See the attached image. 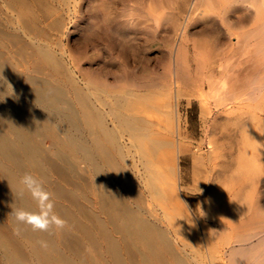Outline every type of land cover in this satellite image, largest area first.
Wrapping results in <instances>:
<instances>
[{
	"label": "bare ground",
	"instance_id": "bare-ground-1",
	"mask_svg": "<svg viewBox=\"0 0 264 264\" xmlns=\"http://www.w3.org/2000/svg\"><path fill=\"white\" fill-rule=\"evenodd\" d=\"M15 1L21 5L19 18L25 32L35 41L16 34L14 41L7 40L8 24L0 17V264H264V227L258 220L254 223L260 229L251 235L245 230L251 223L247 214L250 203L238 189L257 184L264 171V22L261 39L250 44V32H240L239 27L236 30L238 21L248 14L236 16L237 7H233L235 15L227 9L221 16L229 22V33L236 34L235 41L224 42L219 53L193 43L197 54L193 52L195 58L191 60L190 46L184 40L176 45V70L169 78L171 82L178 90L185 80L194 86L200 83L201 115L215 111L210 107V95L216 115L230 120L225 130L220 127L217 140L211 136L214 140L208 149L212 179L218 185L230 183V190H223L221 195L216 190L212 211L206 210L209 216L203 212L212 222L201 216L197 223L186 212L184 205L188 202L183 203L178 191L176 159L181 148L176 149V142L182 123L170 110V90L167 97L160 96L161 100L154 102V95L145 88L148 80L139 81L127 62L122 69L107 66L108 62L104 67L93 65L88 77L81 78L63 54L57 53L54 40L44 28L38 27L35 0ZM208 3L219 8L223 2ZM105 35L113 36L110 32ZM261 50L263 53L257 55ZM227 52L231 54L227 56ZM202 53L207 55L205 61ZM194 61L201 69L199 73L194 71L195 76ZM257 67L262 70L250 76ZM138 88L145 90L139 92ZM156 111L161 114L156 115ZM224 163L231 172L217 169V164ZM24 173L36 176L53 194L54 211L68 222L67 229L49 234L25 227L22 235H15L12 208L36 210L29 194L18 198ZM230 192L234 194L231 198ZM230 224L234 234L226 232ZM42 239L49 243L46 250L38 243Z\"/></svg>",
	"mask_w": 264,
	"mask_h": 264
},
{
	"label": "rangeland",
	"instance_id": "rangeland-1",
	"mask_svg": "<svg viewBox=\"0 0 264 264\" xmlns=\"http://www.w3.org/2000/svg\"><path fill=\"white\" fill-rule=\"evenodd\" d=\"M108 1L109 3H107ZM206 1L207 3L209 2V0H206ZM206 1L204 0V2L202 1L201 3H197V0H40V1L35 0L34 2L35 10L39 16L38 17V24H39L38 27L40 29L44 28L43 30H45L46 33L49 34L50 38L54 40L55 43H53V46L56 49L57 53L59 55L63 54L62 56H64L68 65L73 70L75 69V72H77L81 76V78L88 77L90 67H93V65H94V68H97V67L99 68L102 64H104L102 65L104 67L106 63L108 62L107 66L112 64L114 67L116 66L115 68L119 69L121 68V66L122 68L125 67L126 65L124 64L125 62H127L131 68L133 67L132 69L134 70V72H136L137 76H139L138 77L139 81L148 80L147 81L148 87L146 86L145 88L146 89L149 88L148 89L149 92L154 95L153 96L155 97L154 102H158L161 99L167 97L166 93L168 92V90H170L169 91L170 94H168L169 95L168 97H171L169 98V100H170V106L172 104L171 106L172 108L171 109L169 108V109L173 110L174 117L176 118V120H178L180 117V120H178L179 124L182 123L180 125L181 135L177 137L178 139L176 138L177 139L176 149L181 148V152L183 153L182 154L180 152L179 158L176 159V164H177L176 167H178L177 169L178 176L176 177L179 180L178 191L180 192L178 193L180 195V198L182 197L181 200L182 199L184 200L183 203L188 202L187 205H184L186 208L185 210L186 212L188 211L190 213L189 215L197 223L199 222V219H202V217L203 219L207 221V223H211L212 222L211 218H208L209 214L207 212L208 210H209V213L212 211L211 209H212L213 203H211V200L213 202V197L214 198L216 197L214 196V194L216 193V190H217V194L220 193V195H221V192H223V190L224 192H226L227 190H230L229 189L231 185L230 183L227 182V184L229 185L228 186L226 182L224 181L223 183L224 186L222 185V183H220L221 185L220 184L218 185L217 183L218 181L212 179V175H213V171L211 170L212 163H210L211 160H209L211 158L210 156L211 151L209 152L208 150V149L211 150V147L209 146H211L210 142L212 141L211 139H213L212 137L220 136V132H221L220 127H222V130H225L230 120H228L225 115H221V114L216 115L217 109L214 106L213 98L210 97V95H208L209 100L211 102L210 107L215 109V111H213L212 113L204 112L206 115L210 114L209 116H205L204 113L203 115H201L202 114L201 112L204 111V106L203 108H201L203 105V102L201 103L202 96L200 95L201 93L200 85H199L200 83L198 84L196 83V85L194 86V84H191V83L189 84L187 81L188 83L187 84L185 80L186 77H184L185 75L184 76L182 75L183 76L182 80H185V81H183V83L181 84V88L178 90V88L175 86V83L171 82L169 78L172 79L174 77L175 70H176L175 68L176 59H177L176 58V48H177L176 45L179 42L184 40L185 44H188L190 46L191 60L195 58L194 53L197 54L196 52L197 50L193 51L194 50L193 43L198 44V45L209 46V48H211L213 52L217 54V52L220 51L219 47L223 46L226 42L230 43L231 41L233 43V41H235L233 39H235L234 36L236 37V34L232 33L233 34L232 35L231 32L229 33L230 31V28L228 25L229 22L226 20L224 21V18L221 16V14L223 15L227 9L229 13L233 11L232 13L233 15H235V10H231L233 7H237L236 16H239V15L243 16V14L244 15L248 14V15H245L246 16L245 18L243 17L242 19L243 22L245 21V19L247 20L249 19V17L251 18V14L253 15V17L254 16L256 17L258 15L256 18L252 17V20L249 19L251 21L248 20L247 22L245 21L243 23L242 20H239L238 23L236 24L237 31L242 28L243 30L242 29L239 30L240 32H248V31L250 32V35L248 38L250 41V44L256 43L257 41L261 39L260 31L263 29L262 26L264 22L263 20L264 19V14H263L264 13V3H262L263 0H222L223 6L221 5V7L219 8H217L212 3H210V5L209 3L208 5H206L207 4ZM208 6H210L211 8ZM256 6H257V9H256ZM206 7H208L209 9ZM212 7L215 11L212 9ZM247 8L249 9L248 11H247ZM19 10L21 11V5L17 1L0 0V17L1 18L3 17V21H5L6 24H8V26L6 27L8 32L5 33L6 36H8V38L7 37L5 38H7V40L9 41L11 40L14 41L15 40L14 34H16V36H19L21 38L23 35V37L27 40L29 39V41H35L33 40L31 36L32 34H26L24 27L22 25V22H21L22 20H20L19 18V15H20ZM218 10H222V11L219 12ZM258 11L261 13H259ZM221 12H224V13H221ZM250 12H253V13L250 14ZM113 13L114 15L117 13L116 16L112 15ZM208 13L211 15H209ZM216 14L218 15L219 18L217 17L215 19ZM133 18L136 21H134ZM222 18H223V23L221 20ZM209 19L211 22L209 21ZM218 19L221 21L222 26L224 25L225 27L221 26V23H219ZM113 20H117V21L113 22ZM243 24H245V26ZM107 25L109 26L108 28H110L109 29L110 31L106 29ZM215 25H216V28H215ZM205 26L207 28H205ZM221 29L224 31L223 33L220 32ZM227 29H229V31ZM104 30H108V31L106 32ZM233 30L235 29L233 28ZM103 31L106 34L110 32V34H112L113 36L105 35ZM125 32L126 33L129 32L128 34L129 36L126 35ZM9 34H10V37H13V39L9 37ZM227 37L228 39L230 37V40H228ZM157 38H159V40ZM128 39L130 40V42ZM44 41H47V40H44ZM133 42L135 43V45H133ZM118 44H120V46ZM126 48L127 49L131 48V49L129 51V49L126 50ZM213 48H215L216 50H214ZM201 49H202L201 52H203L205 50V47H202ZM124 52L126 54H124ZM261 53H263V50L259 51L257 55H260ZM110 54L114 57V58L113 57L110 58V59L113 58V60L109 59ZM229 54L231 53L227 52V56H229ZM201 57H202V60L205 61L207 58V55L202 53ZM104 58H106L109 61H107ZM128 59L129 61H127ZM102 61L105 63H102ZM113 61L114 62L116 61V64L113 63ZM121 61L124 63L122 64ZM194 62L192 65V68H193L192 71L195 76V72H198V71L201 72V69L199 65L196 62L195 63ZM119 63L122 65H120ZM197 67L198 69H196ZM94 68H91V69H94ZM259 70H262L261 67L254 68L250 76H256ZM154 82L157 85L153 84ZM152 86H157L159 88L152 87ZM196 86L199 88H197ZM164 87H166V89ZM145 88H138L137 91L140 92L142 90H145ZM208 90H209V86H206L205 92L209 93ZM182 92L184 93L182 94ZM178 93H180V96L177 101ZM181 94H182V97H181ZM160 96H161V99H160ZM178 107H180L181 109L180 108L178 109ZM157 113L161 114L160 112L156 111L155 114L158 115ZM202 116L207 119L206 121L207 123L204 120L205 118H203ZM224 118L226 119L224 120ZM203 124L205 125V128ZM216 124H218L217 125L218 129L214 126ZM221 124L224 126H222ZM184 134L187 135V136L185 135L186 138ZM189 135L191 136L189 137ZM183 137L184 139H182ZM217 137L214 139L217 140ZM218 142L215 143V146L217 149H218ZM182 147H185L186 149L185 148L182 149ZM196 149L197 151H195ZM193 155L197 157H194ZM201 157H204V158L201 159ZM196 159L198 161H195ZM180 165H181V168H180ZM140 167H142V165ZM216 167L217 169L219 168L218 170L222 168L220 171H223V172L224 171L231 172L232 170V168L228 164H225V163L224 165L217 164ZM227 167L229 168V170L231 168V170L229 171ZM180 170L182 171L181 174H180ZM262 172L263 173H261L260 180L257 182V184L256 183L252 185L246 184V187L245 185L240 188L236 187L240 189V191L242 192L240 193L241 197H243V199L248 200L250 203V210H249V213L247 214L251 217V223L245 229L247 232H249V235L253 234L254 231H257V229H260V227H256L257 223H254L255 221L260 220L262 228L264 227V171ZM169 180L171 181L172 179L170 178ZM218 188L222 189V191H220L219 189L220 192H218ZM244 188H246L247 190ZM243 194L247 196L244 198ZM233 195H234L233 192H230V195L228 196L231 198L233 197ZM226 197L227 195L225 196V198ZM259 204H261V208ZM189 209L191 210V212L194 211V213H191ZM203 212L204 213L206 212L208 216L204 214ZM244 216L246 215H243V217ZM232 225L233 224H230L231 227L227 229L226 231L227 233L230 232V234L231 233L234 234L233 232L234 226Z\"/></svg>",
	"mask_w": 264,
	"mask_h": 264
},
{
	"label": "clouds",
	"instance_id": "clouds-1",
	"mask_svg": "<svg viewBox=\"0 0 264 264\" xmlns=\"http://www.w3.org/2000/svg\"><path fill=\"white\" fill-rule=\"evenodd\" d=\"M20 184L23 186V190L18 193V198H23L26 192L35 202L36 210L12 208L10 215L14 216L17 225L14 229L15 235H22L25 227H30L33 232L49 234L64 231L69 227L68 222L54 211L53 194L44 188L36 176L31 173H24L20 178ZM38 243L45 250L49 247L47 240L42 239Z\"/></svg>",
	"mask_w": 264,
	"mask_h": 264
}]
</instances>
